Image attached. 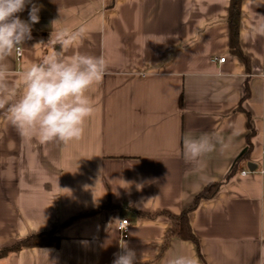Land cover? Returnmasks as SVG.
<instances>
[{
	"label": "crops",
	"instance_id": "0c3cea01",
	"mask_svg": "<svg viewBox=\"0 0 264 264\" xmlns=\"http://www.w3.org/2000/svg\"><path fill=\"white\" fill-rule=\"evenodd\" d=\"M34 2L39 23L9 60L18 86L52 53V32L81 25L88 31L65 58L103 55L108 73L89 91L95 112L84 137L67 146L42 143L35 130L21 135L0 112V248L31 233L59 237L0 264H112L123 243L138 264H167L178 254L198 264H264V0L240 2L247 61L229 50L230 0ZM19 15L27 20L28 9ZM202 133L231 136L229 147L190 162L182 137ZM247 140L248 158L231 174ZM214 181L218 192L188 213L198 248L179 238L163 247L171 226L164 213L178 216ZM121 219L129 223L126 239L117 231Z\"/></svg>",
	"mask_w": 264,
	"mask_h": 264
},
{
	"label": "clouds",
	"instance_id": "9594fccd",
	"mask_svg": "<svg viewBox=\"0 0 264 264\" xmlns=\"http://www.w3.org/2000/svg\"><path fill=\"white\" fill-rule=\"evenodd\" d=\"M26 8L28 19L23 20L19 14ZM40 8L34 0H0V112L21 135L35 130L42 143L67 146L84 137L86 122L95 112L89 91L107 75L108 64L103 55L87 52H77L66 59L64 50L82 40L88 28L87 25L76 30L65 28L51 33L47 44L52 45V53L32 64L24 72L22 88L18 86L11 78L9 60L32 39L33 25L40 20ZM238 134L233 128L231 136ZM231 136L226 140L208 133L186 134L182 137V154L186 160L199 163L217 151L218 146L220 151L227 149ZM120 247L112 264H138L134 249L126 243ZM154 255H159V249L154 250ZM167 264H198V260L178 254L171 256Z\"/></svg>",
	"mask_w": 264,
	"mask_h": 264
},
{
	"label": "trees",
	"instance_id": "16d2710c",
	"mask_svg": "<svg viewBox=\"0 0 264 264\" xmlns=\"http://www.w3.org/2000/svg\"><path fill=\"white\" fill-rule=\"evenodd\" d=\"M240 2L241 0H230L229 3L228 17H227V24L229 31V50L239 59L243 61H247V58L242 53L239 45ZM247 94L248 92L246 87V93L244 98L247 96ZM249 134L250 135L253 134L252 129H250ZM251 147L252 144L250 140H247V148L239 156L237 162L232 168L231 174L236 171L237 164L240 161L248 158ZM220 184L221 182L214 181V182H209L207 185H205L203 189L194 197L192 203L187 208H185L178 216H173L168 213H164L169 217L171 221V226L169 227V229L165 234L163 247L166 246L168 240H170L171 238H179L182 240H190L194 242L198 248L197 239L191 229L188 220V213L198 205L199 201L213 197L218 192ZM141 215L148 217L153 216L152 214H145V213H141ZM58 241H59V237L55 236L54 231L31 233L9 246L1 247L0 258L6 256L10 252H16L25 247L54 246L58 243Z\"/></svg>",
	"mask_w": 264,
	"mask_h": 264
},
{
	"label": "built area",
	"instance_id": "2783aa9c",
	"mask_svg": "<svg viewBox=\"0 0 264 264\" xmlns=\"http://www.w3.org/2000/svg\"><path fill=\"white\" fill-rule=\"evenodd\" d=\"M17 55L20 56L21 54V49H18L17 51ZM220 61L224 60V57H220L219 58ZM262 69H264V66H262ZM262 76H264V71H262ZM241 174H245L246 171L245 170H241L240 171ZM117 231L119 233V236L121 239H126L129 235V223L127 219H121L118 223H117Z\"/></svg>",
	"mask_w": 264,
	"mask_h": 264
},
{
	"label": "water",
	"instance_id": "95a60500",
	"mask_svg": "<svg viewBox=\"0 0 264 264\" xmlns=\"http://www.w3.org/2000/svg\"><path fill=\"white\" fill-rule=\"evenodd\" d=\"M247 168L249 170H254L255 169V164L249 162V163H247Z\"/></svg>",
	"mask_w": 264,
	"mask_h": 264
}]
</instances>
